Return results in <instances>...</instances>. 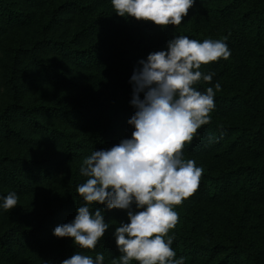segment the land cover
Segmentation results:
<instances>
[{"label": "trees", "instance_id": "obj_1", "mask_svg": "<svg viewBox=\"0 0 264 264\" xmlns=\"http://www.w3.org/2000/svg\"><path fill=\"white\" fill-rule=\"evenodd\" d=\"M178 36H228L231 55L200 69L215 75L197 90H221L184 149L204 170L187 201L210 207L201 220L184 203L174 208L171 247L185 264H264V0H195L181 25L164 29L118 16L111 0H0V205L18 196L14 209L0 207V264H61L76 252L119 264L114 232L89 251L53 231L84 203L83 160L131 138L138 61Z\"/></svg>", "mask_w": 264, "mask_h": 264}, {"label": "clouds", "instance_id": "obj_2", "mask_svg": "<svg viewBox=\"0 0 264 264\" xmlns=\"http://www.w3.org/2000/svg\"><path fill=\"white\" fill-rule=\"evenodd\" d=\"M194 3L111 0L118 16L151 22L161 29L181 25ZM227 39L201 42L178 36L167 42V51L149 53L146 60L138 61L140 67L130 77V104L136 109L128 120L134 127L131 138L108 150L93 151L83 160L80 174L87 179L76 192L84 203L77 207L74 220L56 226L53 235L71 238L80 249L95 250L109 224L103 208L91 206L105 205L109 210H127L129 222L114 231L119 264H185V258H177L171 247L175 237L169 233L179 222L174 208L197 191L204 170L184 158V149L211 122L221 85L217 82L204 92L196 85L210 84L215 75L202 72L203 65L229 59ZM216 139L209 137V143ZM17 205V194L9 192L0 207L9 211ZM104 259L103 253L93 259L76 252L61 264H104Z\"/></svg>", "mask_w": 264, "mask_h": 264}, {"label": "rangeland", "instance_id": "obj_3", "mask_svg": "<svg viewBox=\"0 0 264 264\" xmlns=\"http://www.w3.org/2000/svg\"><path fill=\"white\" fill-rule=\"evenodd\" d=\"M203 199H204L203 197H196L192 201H187V199H185L183 202L184 204L187 205V208L193 211L200 220L203 215V207L205 206L207 209L208 207H210V204L204 203ZM113 211H114V214L111 217L105 219V222L109 224V228L107 231H110V232H114L115 228L119 227L120 219L123 216V210L113 209ZM263 241H264V238H263Z\"/></svg>", "mask_w": 264, "mask_h": 264}]
</instances>
